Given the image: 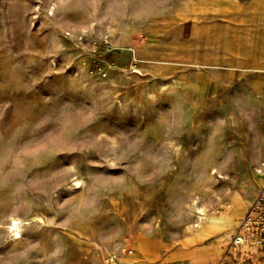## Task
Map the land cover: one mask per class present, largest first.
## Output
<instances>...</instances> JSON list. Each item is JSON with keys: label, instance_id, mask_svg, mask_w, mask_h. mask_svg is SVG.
Segmentation results:
<instances>
[{"label": "rangeland", "instance_id": "374dc122", "mask_svg": "<svg viewBox=\"0 0 264 264\" xmlns=\"http://www.w3.org/2000/svg\"><path fill=\"white\" fill-rule=\"evenodd\" d=\"M135 2L0 0V136L26 125L23 144L53 118L42 136L66 104L96 113L49 133L55 151L0 186V256L38 245L19 264H264V0H166L141 18ZM173 108L179 124H161ZM84 195L95 208L69 220L62 206ZM209 242L214 259L198 249Z\"/></svg>", "mask_w": 264, "mask_h": 264}, {"label": "clouds", "instance_id": "9594fccd", "mask_svg": "<svg viewBox=\"0 0 264 264\" xmlns=\"http://www.w3.org/2000/svg\"><path fill=\"white\" fill-rule=\"evenodd\" d=\"M132 3V0H115L113 8L123 10ZM166 0H136L134 15L137 18L150 16L157 11L164 9ZM177 108L169 109L166 114L160 116V123L172 126L178 125L179 121L176 119ZM96 113L91 107L73 108L70 104H66L60 111L55 122L58 127L45 133L42 136H35L34 133L45 127L53 118L45 117L38 121L33 126V138L27 140L23 144H18V140L22 135L26 125H21L11 137L5 141L0 136V186H3L11 174H16L20 179H25L24 170L31 163L33 166L39 165L45 155H49L55 151V143L49 139V133L59 134L64 133L68 128L74 124L86 126L95 119ZM70 121V123H69ZM157 163L166 164V161L157 159ZM163 171V167L159 170ZM155 178V174L150 176L138 177L141 183L149 182ZM125 177H98L94 182V187L90 189L91 192L98 191L99 188H106L114 184H122ZM44 183L43 178L33 177L27 180L26 184L17 186V191H23L26 188L38 189ZM96 198L94 196L84 195L81 196L77 202L69 201L66 205L62 206L68 213V218L71 220L73 217L84 212H90L95 208ZM38 245H28L22 251H14L7 256H0V264H19L20 261L27 260L29 254L34 251ZM62 249L57 248L52 253L53 258L62 255Z\"/></svg>", "mask_w": 264, "mask_h": 264}, {"label": "bare ground", "instance_id": "6f19581e", "mask_svg": "<svg viewBox=\"0 0 264 264\" xmlns=\"http://www.w3.org/2000/svg\"><path fill=\"white\" fill-rule=\"evenodd\" d=\"M257 172L260 175H264V164H262V167L260 169H258ZM73 182L75 184H79L80 180L78 178H74ZM198 215H199V220H201L202 215L201 214H198ZM253 215H254L253 211H250L245 216V218L242 220L241 227L244 230V232H245V229L247 228V226L250 225V222L253 219ZM21 222H22V220L18 219V217H14V216L10 217L9 229L13 232V235H15L16 237L20 234V229L22 226ZM198 226H199V223L195 224V227H198ZM240 234H237L235 236V242L239 243L240 245H245V241H246V237H247L246 233H242V235H240Z\"/></svg>", "mask_w": 264, "mask_h": 264}, {"label": "crops", "instance_id": "0c3cea01", "mask_svg": "<svg viewBox=\"0 0 264 264\" xmlns=\"http://www.w3.org/2000/svg\"><path fill=\"white\" fill-rule=\"evenodd\" d=\"M240 197H241L242 203L243 202L247 203V204L244 203L245 205L249 204L248 199L242 197L241 195H240ZM198 249H199V252H202L204 254H211L212 259L216 258L217 246H216L215 242L206 243L202 247H199ZM254 251L256 252V250H254Z\"/></svg>", "mask_w": 264, "mask_h": 264}]
</instances>
